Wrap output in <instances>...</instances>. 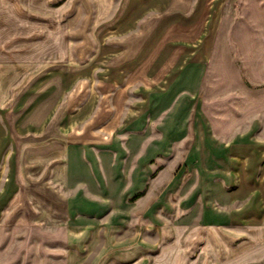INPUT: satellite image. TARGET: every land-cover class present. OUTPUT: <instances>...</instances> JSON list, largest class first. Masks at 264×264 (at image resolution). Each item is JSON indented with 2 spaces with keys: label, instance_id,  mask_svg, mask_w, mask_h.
I'll return each instance as SVG.
<instances>
[{
  "label": "crops",
  "instance_id": "crops-1",
  "mask_svg": "<svg viewBox=\"0 0 264 264\" xmlns=\"http://www.w3.org/2000/svg\"><path fill=\"white\" fill-rule=\"evenodd\" d=\"M72 1H0V224L25 207L53 264H151L172 228L264 223V0H87L75 67Z\"/></svg>",
  "mask_w": 264,
  "mask_h": 264
},
{
  "label": "rangeland",
  "instance_id": "rangeland-1",
  "mask_svg": "<svg viewBox=\"0 0 264 264\" xmlns=\"http://www.w3.org/2000/svg\"><path fill=\"white\" fill-rule=\"evenodd\" d=\"M89 7L87 0H73L69 11L71 14L67 15L74 41L69 52L72 67L88 61L96 49L93 43L95 24ZM1 10L2 7L0 12ZM0 19L1 26L4 27L0 38L15 39L17 33H21L16 31L17 25L13 15L2 12ZM204 82L200 102L206 113L207 80ZM189 147L190 142L186 149ZM179 175L180 173L177 176ZM190 177L191 173H185L182 181L188 183ZM155 193L157 197L161 194L158 190ZM174 208L167 214L177 215ZM161 209L163 208L152 207V211L158 215ZM31 218V213L22 206L13 209L4 217L0 224V264L54 263L53 258L49 261V257L57 251L58 246L50 243L45 230L31 222ZM174 224L171 225L176 226ZM151 264H264V223L244 228L236 224L230 229L217 224L201 228H172L161 248L153 251Z\"/></svg>",
  "mask_w": 264,
  "mask_h": 264
}]
</instances>
